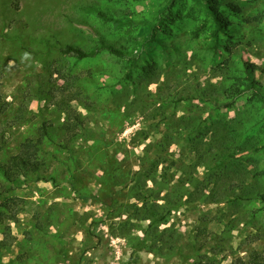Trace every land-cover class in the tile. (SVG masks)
Instances as JSON below:
<instances>
[{"label":"rangeland","instance_id":"obj_1","mask_svg":"<svg viewBox=\"0 0 264 264\" xmlns=\"http://www.w3.org/2000/svg\"><path fill=\"white\" fill-rule=\"evenodd\" d=\"M101 39L128 57L62 53ZM246 71L264 90V0H0V165L44 162L0 196V264H264Z\"/></svg>","mask_w":264,"mask_h":264},{"label":"trees","instance_id":"obj_2","mask_svg":"<svg viewBox=\"0 0 264 264\" xmlns=\"http://www.w3.org/2000/svg\"><path fill=\"white\" fill-rule=\"evenodd\" d=\"M82 10L87 13L97 14L104 20H109L107 13L99 9L98 6H83ZM215 21V34L222 31V22L217 16L214 17ZM122 22V21H119ZM133 21L126 17L123 20V24H131ZM153 29L148 32L147 36L144 37V45L150 46L154 43ZM101 52H107L108 54L118 58L124 59L128 57V53L124 49H117L113 46L108 45L104 40H99L98 45L95 49L88 51L75 45L65 46L62 53L67 56H71L79 61L90 59L97 56ZM249 74L246 77L247 84L245 85V90L241 91L239 88H235L236 95L241 96L245 92L251 91L254 98L259 102L264 104V90L261 84L253 79L252 75ZM74 122L78 125H82L81 119L79 117H74ZM45 134V133H44ZM42 141L39 139L36 142L31 140L26 141L21 144L18 151L12 155L5 163L0 165V177L3 182L0 181V196L8 193L12 185L18 182L20 178L33 177L36 179H41V173L43 172L44 162L39 158V154L42 152L41 149ZM257 199L264 203V194L258 195ZM258 257L255 258L257 261ZM255 264V263H254Z\"/></svg>","mask_w":264,"mask_h":264}]
</instances>
